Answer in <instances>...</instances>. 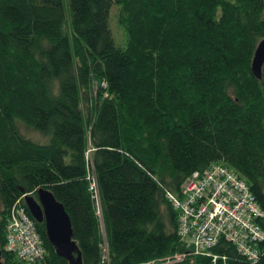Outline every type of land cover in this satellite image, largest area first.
Masks as SVG:
<instances>
[{"label":"trees","instance_id":"16d2710c","mask_svg":"<svg viewBox=\"0 0 264 264\" xmlns=\"http://www.w3.org/2000/svg\"><path fill=\"white\" fill-rule=\"evenodd\" d=\"M262 40L264 0H0L3 264H27L3 248L14 206L44 241L35 264H68L26 205L42 187L65 207L84 264L105 251V264L186 253L167 194L216 164L264 211V65L261 80L252 71ZM212 252L217 264H264L224 239Z\"/></svg>","mask_w":264,"mask_h":264},{"label":"built area","instance_id":"2783aa9c","mask_svg":"<svg viewBox=\"0 0 264 264\" xmlns=\"http://www.w3.org/2000/svg\"><path fill=\"white\" fill-rule=\"evenodd\" d=\"M96 187L93 179L91 189ZM166 198L179 213L178 235L187 252L159 261L161 264L179 262L192 254L204 255L217 264L221 257L212 254V249L221 239L233 245L238 254L251 263L264 258V229L256 223L257 219L264 218V211L255 202L249 185L233 170L216 164L203 174L195 172L183 184L180 195L168 193ZM230 213L237 218L229 216ZM260 244L262 250L258 249ZM3 248L27 264L41 262L47 255L44 241L22 206L11 209ZM107 260L105 251L102 264Z\"/></svg>","mask_w":264,"mask_h":264},{"label":"water","instance_id":"95a60500","mask_svg":"<svg viewBox=\"0 0 264 264\" xmlns=\"http://www.w3.org/2000/svg\"><path fill=\"white\" fill-rule=\"evenodd\" d=\"M264 65V40L258 45L252 64L254 76L262 79ZM37 198L28 195L26 205L37 223L45 227L47 239L58 257L65 259L68 264H84L82 253L73 240V228L65 207L45 188L37 191ZM0 247V264L2 262Z\"/></svg>","mask_w":264,"mask_h":264},{"label":"rangeland","instance_id":"374dc122","mask_svg":"<svg viewBox=\"0 0 264 264\" xmlns=\"http://www.w3.org/2000/svg\"><path fill=\"white\" fill-rule=\"evenodd\" d=\"M117 21H118V8L116 6H114L111 10V13H110V25H111V29L114 33V40H115V43L117 46L119 47H125L126 46V42H127V37L126 35L123 33V31L118 28V24H117ZM226 211V210H225ZM224 211V212H225ZM229 216L233 217V218H237V215H235L234 213H230ZM225 240V239H224ZM226 241V240H225ZM227 242V241H226ZM228 243V242H227ZM214 249V248H213ZM210 252V250H209ZM212 254H214L212 252ZM215 255V254H214ZM209 258V257H208ZM211 259V258H210ZM155 262V261H153ZM160 263V262H158ZM161 264V263H160Z\"/></svg>","mask_w":264,"mask_h":264},{"label":"bare ground","instance_id":"6f19581e","mask_svg":"<svg viewBox=\"0 0 264 264\" xmlns=\"http://www.w3.org/2000/svg\"><path fill=\"white\" fill-rule=\"evenodd\" d=\"M177 213V212H176Z\"/></svg>","mask_w":264,"mask_h":264}]
</instances>
